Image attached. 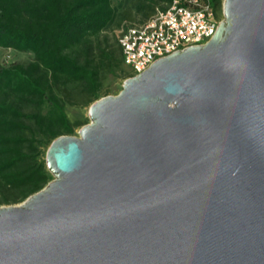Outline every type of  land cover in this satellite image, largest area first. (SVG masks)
<instances>
[{
    "label": "water",
    "instance_id": "1",
    "mask_svg": "<svg viewBox=\"0 0 264 264\" xmlns=\"http://www.w3.org/2000/svg\"><path fill=\"white\" fill-rule=\"evenodd\" d=\"M156 60L0 206V264H264V0Z\"/></svg>",
    "mask_w": 264,
    "mask_h": 264
},
{
    "label": "trees",
    "instance_id": "2",
    "mask_svg": "<svg viewBox=\"0 0 264 264\" xmlns=\"http://www.w3.org/2000/svg\"><path fill=\"white\" fill-rule=\"evenodd\" d=\"M116 19L113 0H0V49L33 54L27 63L0 62V206L23 202L54 178L46 148L88 123L70 117L72 91L96 101L106 74L127 67L119 40L129 26L118 47L98 38Z\"/></svg>",
    "mask_w": 264,
    "mask_h": 264
},
{
    "label": "built area",
    "instance_id": "3",
    "mask_svg": "<svg viewBox=\"0 0 264 264\" xmlns=\"http://www.w3.org/2000/svg\"><path fill=\"white\" fill-rule=\"evenodd\" d=\"M220 23L211 0H173L166 8L158 7L148 19L129 26L120 35L131 77L141 75L158 59L207 44Z\"/></svg>",
    "mask_w": 264,
    "mask_h": 264
},
{
    "label": "rangeland",
    "instance_id": "4",
    "mask_svg": "<svg viewBox=\"0 0 264 264\" xmlns=\"http://www.w3.org/2000/svg\"><path fill=\"white\" fill-rule=\"evenodd\" d=\"M224 1L225 0H221V4L216 8L218 12L217 14L221 21L225 19ZM113 5L115 6L117 11V19L111 27H109L107 30L102 31L98 38L102 41L106 38H109V44L118 47L117 38L124 27L145 21L156 11L158 7L165 8L170 5V1L113 0ZM31 60H33V54L30 52H22L10 48L0 49V62L3 64H9L14 61L27 63ZM128 70L132 72V69L129 66L126 67L125 65H123L121 69L117 70L116 74L107 73L104 80V88L100 94L99 99L109 95H118L123 89L124 82L129 78L127 74ZM70 97L72 100L67 103V111L70 117L73 120H82L89 123L91 120L89 117V109L95 101L87 102L88 97L83 95L82 93H79L78 91H72ZM83 126L76 128L72 136H80V130ZM49 147L50 146L46 148L45 160Z\"/></svg>",
    "mask_w": 264,
    "mask_h": 264
}]
</instances>
